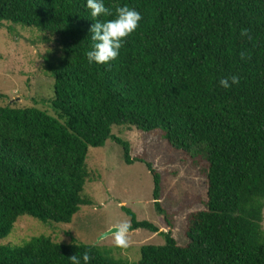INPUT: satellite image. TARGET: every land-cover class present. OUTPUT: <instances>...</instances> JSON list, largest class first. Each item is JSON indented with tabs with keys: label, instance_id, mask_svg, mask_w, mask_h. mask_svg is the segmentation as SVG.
Masks as SVG:
<instances>
[{
	"label": "trees",
	"instance_id": "16d2710c",
	"mask_svg": "<svg viewBox=\"0 0 264 264\" xmlns=\"http://www.w3.org/2000/svg\"><path fill=\"white\" fill-rule=\"evenodd\" d=\"M114 14L127 5L142 15L119 56L89 63L86 0H0V22L57 37L61 54L48 61L55 116L36 108L0 106V239L24 215L69 223L90 179L89 147L113 138V126L160 130L170 147L207 168L205 208L187 217L180 246L172 216L160 203L161 177L152 174L154 208L167 231L130 217L128 231L162 235L143 245L136 263L116 260L96 245L58 243L48 236L0 245V264H70L85 251L89 264H264V0H104ZM113 16L99 17L101 20ZM238 75L229 89L218 81Z\"/></svg>",
	"mask_w": 264,
	"mask_h": 264
},
{
	"label": "rangeland",
	"instance_id": "374dc122",
	"mask_svg": "<svg viewBox=\"0 0 264 264\" xmlns=\"http://www.w3.org/2000/svg\"><path fill=\"white\" fill-rule=\"evenodd\" d=\"M61 54L57 37L36 27L10 21L0 22V106L36 108L55 116L52 107L53 79L47 72L48 61ZM113 138L101 147H89L87 167L90 179L83 194L91 205H82L69 223H42L31 216L19 217L0 245H19L33 237L48 236L58 243L76 241L96 245L110 257L136 263L143 245H164L158 233L145 229L128 231L127 246L115 245L114 233L122 222L130 224L123 207L131 209L138 220L167 231L164 218L153 203L154 182L144 162L127 164L123 142L132 158L152 165L161 177V206L172 216V237L186 246L187 217L205 208L207 185L203 159L197 162L181 150H175L160 130L144 132L136 127L113 126ZM264 228V209L263 221ZM114 232L103 236L106 231Z\"/></svg>",
	"mask_w": 264,
	"mask_h": 264
},
{
	"label": "clouds",
	"instance_id": "9594fccd",
	"mask_svg": "<svg viewBox=\"0 0 264 264\" xmlns=\"http://www.w3.org/2000/svg\"><path fill=\"white\" fill-rule=\"evenodd\" d=\"M85 7L89 10L91 20L94 22L89 29L93 43L91 50L86 53L87 60L90 64H107L119 56L123 43L138 28L142 15L127 5L117 7L113 14L105 6L104 0H86ZM102 16H113V18L109 20L99 19ZM239 82L240 78L235 74L230 77H223L218 81L224 89L238 85ZM129 228L128 222L117 225L114 233L116 246H127L126 234ZM69 260L70 264H89L91 257L85 251L82 254L70 256Z\"/></svg>",
	"mask_w": 264,
	"mask_h": 264
},
{
	"label": "water",
	"instance_id": "95a60500",
	"mask_svg": "<svg viewBox=\"0 0 264 264\" xmlns=\"http://www.w3.org/2000/svg\"><path fill=\"white\" fill-rule=\"evenodd\" d=\"M114 232V229H111V230H109V231H106L104 234H103V236H107V235H109V234H111V233H113Z\"/></svg>",
	"mask_w": 264,
	"mask_h": 264
}]
</instances>
